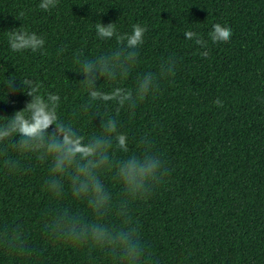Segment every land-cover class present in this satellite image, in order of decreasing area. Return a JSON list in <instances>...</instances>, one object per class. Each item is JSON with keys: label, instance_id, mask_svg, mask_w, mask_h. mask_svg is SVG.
I'll use <instances>...</instances> for the list:
<instances>
[{"label": "trees", "instance_id": "16d2710c", "mask_svg": "<svg viewBox=\"0 0 264 264\" xmlns=\"http://www.w3.org/2000/svg\"><path fill=\"white\" fill-rule=\"evenodd\" d=\"M40 2L0 0V115L31 100L19 87L29 78L41 94H59L65 122L98 134L99 118L92 120L98 106L81 112L87 96L75 56L91 59L117 47L115 38L96 35L97 23H115L121 34L144 25L138 62L121 86L134 88L138 75L155 73L169 57L175 75L161 79L134 114L122 109L119 119L130 152L159 156L166 175L147 200L102 177L111 199L97 216L67 187L62 199L52 197L46 166L23 157L10 174L0 156V264H264V0H58L49 11ZM214 23L232 29L229 42L208 40ZM21 25L45 39V54L11 51L9 30ZM186 30L199 33L207 48L187 40ZM205 50L207 58L200 55ZM9 79H16L14 93L5 87ZM98 87L107 91L112 83ZM99 110L113 114L115 107ZM142 137L151 152L141 153ZM93 224L112 237L127 234L138 257L129 260L119 242L64 243L73 229Z\"/></svg>", "mask_w": 264, "mask_h": 264}, {"label": "clouds", "instance_id": "9594fccd", "mask_svg": "<svg viewBox=\"0 0 264 264\" xmlns=\"http://www.w3.org/2000/svg\"><path fill=\"white\" fill-rule=\"evenodd\" d=\"M57 3L58 0H41L38 7L49 11ZM95 30L102 40L115 38L117 47L91 59H81L78 54L74 62L79 66L75 73L82 75L80 84L87 96L81 105V112L87 114L94 104L98 106L92 113V120L99 118L100 132L86 136L73 123L65 122L59 115V94L47 93L45 96L41 94L40 84L25 78L19 87L31 100L11 116L0 115L4 117V122L0 123V156L10 174L20 170V158L23 157L46 166L45 190L52 197L62 199L67 187L73 201L86 203L92 214L99 216L108 208L111 199L102 177L111 176L124 192L136 200H147L153 189L165 178L166 171L159 156H137L130 152L129 136L127 132L121 131L119 117L122 109L134 114L140 103L159 90L161 79L173 77L176 60L169 57L159 64L155 73L149 71L138 75L134 88L122 87L121 82L130 75L138 62V50L145 42L148 29L137 23L132 25L130 33L121 34L115 23L105 25L100 22L95 25ZM183 34L200 48H207V41L199 33L186 30ZM232 35L230 27L214 23L208 33V40L214 44L227 43ZM8 42L12 52L30 50L45 54L42 51L45 39L22 25L9 30ZM200 55L207 58L209 52L201 51ZM101 80L111 82V89L106 91L98 87ZM15 81H7L5 87L8 93L16 91L18 86ZM108 104L114 105L113 114L99 110V105ZM214 104L223 107L219 98ZM142 140L146 143L142 144ZM139 143L141 153L151 152L150 141L146 137H142ZM9 150L15 152L18 158L9 156ZM117 152L124 154L123 158L118 159ZM117 242L124 245L129 260L138 257L139 253L127 234L112 237L100 224L83 227L78 232L73 229L71 238L64 241L77 248L89 243L103 247Z\"/></svg>", "mask_w": 264, "mask_h": 264}]
</instances>
